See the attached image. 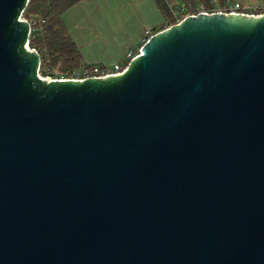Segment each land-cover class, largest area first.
I'll return each mask as SVG.
<instances>
[{
	"label": "water",
	"instance_id": "1",
	"mask_svg": "<svg viewBox=\"0 0 264 264\" xmlns=\"http://www.w3.org/2000/svg\"><path fill=\"white\" fill-rule=\"evenodd\" d=\"M0 0V264H264V12H197L114 75L39 73Z\"/></svg>",
	"mask_w": 264,
	"mask_h": 264
},
{
	"label": "rangeland",
	"instance_id": "2",
	"mask_svg": "<svg viewBox=\"0 0 264 264\" xmlns=\"http://www.w3.org/2000/svg\"><path fill=\"white\" fill-rule=\"evenodd\" d=\"M260 4L263 0H164L174 18L186 9L200 10L206 2L219 7L227 2ZM68 39L77 57L74 62H57V70L77 67L87 61L94 65L127 64L128 52L136 51L143 40L164 19L154 0H80L63 12ZM50 62V59L46 56ZM51 63V62H50ZM52 65V64H51Z\"/></svg>",
	"mask_w": 264,
	"mask_h": 264
},
{
	"label": "trees",
	"instance_id": "3",
	"mask_svg": "<svg viewBox=\"0 0 264 264\" xmlns=\"http://www.w3.org/2000/svg\"><path fill=\"white\" fill-rule=\"evenodd\" d=\"M79 1L80 0H29L23 16L26 18L39 17L45 19L43 32L35 37L30 36L29 38L30 46L38 50L41 56V62H43L46 56L50 59L52 65L60 61L62 63L75 61L77 57L75 46L73 42L68 39L67 29L59 16ZM154 1L164 22L157 28H153L151 34L177 21L172 14L171 8L164 0ZM203 6L209 11L214 9V5L211 3L206 2ZM196 12L194 7L191 10L186 9L185 12H180V18Z\"/></svg>",
	"mask_w": 264,
	"mask_h": 264
},
{
	"label": "built area",
	"instance_id": "4",
	"mask_svg": "<svg viewBox=\"0 0 264 264\" xmlns=\"http://www.w3.org/2000/svg\"><path fill=\"white\" fill-rule=\"evenodd\" d=\"M200 10H196L197 12H224V13H243V14H259L264 12V0L260 4L252 5V4H243L238 1L227 2L224 5L219 7H214L213 10L209 11L204 6H201ZM196 12V13H197ZM195 14V13H190ZM26 18V17H25ZM30 24V36H37L43 32V26L45 23L44 18L39 17H29L26 18ZM177 21L179 18H176ZM29 36V38H30ZM148 36L143 40H147ZM142 42V43H143ZM37 50L36 48H33ZM38 51V50H37ZM139 53V48L134 52L130 51L127 54V57L130 59L132 56ZM126 64L114 63L111 66L108 65H94L85 63L77 67L67 68L64 70H57L53 65L49 62L47 58L40 63L39 73L42 76H47L51 78L61 79H84L88 77H100L107 75H114L120 73Z\"/></svg>",
	"mask_w": 264,
	"mask_h": 264
},
{
	"label": "crops",
	"instance_id": "5",
	"mask_svg": "<svg viewBox=\"0 0 264 264\" xmlns=\"http://www.w3.org/2000/svg\"><path fill=\"white\" fill-rule=\"evenodd\" d=\"M60 20L63 22V24L65 25V22L63 21V14H61L60 16ZM83 62V64H85V63H88L87 61H82Z\"/></svg>",
	"mask_w": 264,
	"mask_h": 264
}]
</instances>
